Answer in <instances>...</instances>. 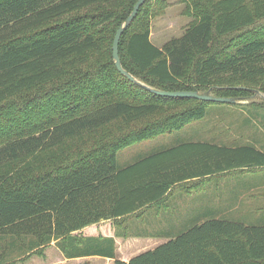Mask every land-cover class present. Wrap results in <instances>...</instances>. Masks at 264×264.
<instances>
[{
  "label": "trees",
  "instance_id": "16d2710c",
  "mask_svg": "<svg viewBox=\"0 0 264 264\" xmlns=\"http://www.w3.org/2000/svg\"><path fill=\"white\" fill-rule=\"evenodd\" d=\"M137 0H0V264L56 241L66 258H115L113 239L74 235L116 227L191 182L264 168V151L186 142L123 168L119 151L179 131L209 102L158 96L112 59ZM191 22L155 47L166 0H144L121 35L124 71L163 92L211 90L264 111V0H180ZM263 109V110H261ZM141 237V236H139ZM127 263L264 264V223L207 220Z\"/></svg>",
  "mask_w": 264,
  "mask_h": 264
},
{
  "label": "rangeland",
  "instance_id": "374dc122",
  "mask_svg": "<svg viewBox=\"0 0 264 264\" xmlns=\"http://www.w3.org/2000/svg\"><path fill=\"white\" fill-rule=\"evenodd\" d=\"M166 1L168 6L165 13L151 22L150 41L157 48H161L170 39L181 37L192 20L183 13L185 7L180 0ZM249 100L257 104L260 102L258 97ZM186 142H203L228 148L252 146L264 151V111L230 103H210L201 120L179 131L135 143L119 151L116 155L117 167H126L158 151ZM257 182L264 184V176L253 184ZM208 187L204 191H201L202 188L197 189L191 195L177 191L166 203L155 207L156 210L146 211L136 222L139 235L143 238L162 240L167 235L156 236L149 233L166 230L165 232L173 234L170 238H174L196 223H202L197 220L203 214L198 210L211 207L214 194L213 184ZM152 224L157 226L153 227Z\"/></svg>",
  "mask_w": 264,
  "mask_h": 264
},
{
  "label": "crops",
  "instance_id": "0c3cea01",
  "mask_svg": "<svg viewBox=\"0 0 264 264\" xmlns=\"http://www.w3.org/2000/svg\"><path fill=\"white\" fill-rule=\"evenodd\" d=\"M262 175L264 176V168L214 176L208 181L191 182L188 185L191 191L184 193L191 195L200 188H202L201 191H204L209 188V184H213L212 205L211 207L198 210L203 213L201 217L197 218L200 222L218 220L244 225H250V223L263 224L264 184L260 182L253 184L254 181H259ZM170 198L168 197L165 203ZM157 208H152L148 211H153ZM143 215L140 218H133L116 227L112 226L109 222H104L96 226L87 227L79 233L74 234L81 237L100 236L104 239H113L115 258L99 256L66 258L60 251L56 241H52L44 247L41 255H32L28 259L19 261L21 258H24L22 256L20 259H16L18 260L16 264H114L115 260L127 263L140 254L154 250L166 241L165 239L153 240L139 237L140 232H138L136 222ZM152 226L156 227L157 224H152ZM160 226L163 227V225ZM165 231L160 230L149 234L172 237L173 234Z\"/></svg>",
  "mask_w": 264,
  "mask_h": 264
},
{
  "label": "water",
  "instance_id": "95a60500",
  "mask_svg": "<svg viewBox=\"0 0 264 264\" xmlns=\"http://www.w3.org/2000/svg\"><path fill=\"white\" fill-rule=\"evenodd\" d=\"M143 2H144V0H137L135 5L133 6L131 13L126 18V20L119 26V28L117 29V31L115 33L113 43H112V59L114 61V66H115L116 70L121 75L125 76L130 82H132L136 85H139L143 88H146L147 90H149L150 92H152L158 96L168 97V98L194 99V100H198V101H202V102H209V103H230V104L235 103L234 99L220 98V97H216V96L212 95L211 90H208L207 92H204V93L186 92V91L185 92H163V91H159V90H153V89L145 87L144 85H142L141 83L136 81V79L133 78L130 74H128L126 71L123 70L121 63H120L119 55H118L119 40H120L123 32L126 30V28L130 25L131 21L136 16V14H137L140 6L143 4ZM252 92L254 94V97H258L264 101V96L261 95L258 91H252Z\"/></svg>",
  "mask_w": 264,
  "mask_h": 264
}]
</instances>
